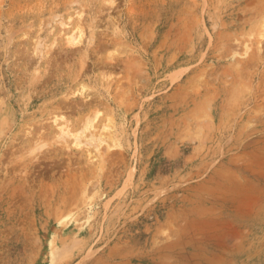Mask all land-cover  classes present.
I'll return each instance as SVG.
<instances>
[{
	"label": "rangeland",
	"instance_id": "374dc122",
	"mask_svg": "<svg viewBox=\"0 0 264 264\" xmlns=\"http://www.w3.org/2000/svg\"><path fill=\"white\" fill-rule=\"evenodd\" d=\"M0 264H264V0H0Z\"/></svg>",
	"mask_w": 264,
	"mask_h": 264
},
{
	"label": "bare ground",
	"instance_id": "6f19581e",
	"mask_svg": "<svg viewBox=\"0 0 264 264\" xmlns=\"http://www.w3.org/2000/svg\"><path fill=\"white\" fill-rule=\"evenodd\" d=\"M67 41H68V43L69 44H75L76 43V45L77 44H79L80 43V41H81V36L78 38V39H76V38H68L67 39ZM85 125V124H84ZM89 126H87V128H88ZM86 128V126L84 127V129ZM74 145H79V137L77 136L76 138H75V141H74ZM52 243V242H51Z\"/></svg>",
	"mask_w": 264,
	"mask_h": 264
}]
</instances>
